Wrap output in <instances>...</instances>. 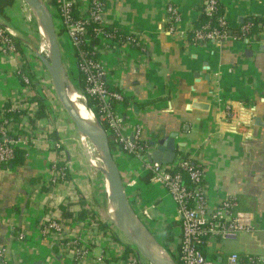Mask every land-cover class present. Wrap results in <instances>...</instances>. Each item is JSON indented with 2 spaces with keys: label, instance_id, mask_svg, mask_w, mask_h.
<instances>
[{
  "label": "crops",
  "instance_id": "obj_1",
  "mask_svg": "<svg viewBox=\"0 0 264 264\" xmlns=\"http://www.w3.org/2000/svg\"><path fill=\"white\" fill-rule=\"evenodd\" d=\"M217 1L230 28H238L252 16L264 20V0ZM206 2L105 0L104 24L124 35L140 37L145 48L143 52L128 46L117 52L104 49L98 58L106 81L126 95L119 111L126 120L141 126L142 141L148 146L174 136L175 144L180 145L176 152L183 150L204 169L210 207L232 198L238 210L253 215L254 232L214 240L204 248L207 258L223 264L231 253L264 258V40L258 33L259 38L253 36L247 42L228 37L221 42L190 44L187 34L198 18V8ZM167 5L178 9L174 33L167 31ZM6 14L9 21L0 17V27L21 42L22 54L6 59L0 55V108L20 93L17 70L35 63L30 46L19 37L20 17L15 7L6 9ZM54 24L58 30L60 23ZM58 42L64 63V57L72 53L71 45L64 34ZM71 64L76 75L74 61ZM204 66L208 70L204 71ZM34 89L31 94L42 101L45 117L36 118L28 129L33 142L22 146L26 160L11 170L0 165V264H122L114 248L126 243L93 209L92 184L84 176L75 150L69 149L74 135H68L61 125L48 97ZM193 104L207 109H193ZM226 107L236 114L237 122H232ZM257 118L262 125H255ZM112 155L134 213L151 237L177 259L180 227L175 203L164 187L147 181L141 162L117 151ZM60 164L69 178H58ZM68 205L73 217L63 219L60 208ZM80 209L90 211L88 217L94 216L109 230L103 233L98 228L100 237L94 238L82 261L62 254L52 238L41 235L47 215L79 221L75 213ZM64 232L72 237L76 230L66 225ZM19 234L22 240H18Z\"/></svg>",
  "mask_w": 264,
  "mask_h": 264
},
{
  "label": "built area",
  "instance_id": "obj_2",
  "mask_svg": "<svg viewBox=\"0 0 264 264\" xmlns=\"http://www.w3.org/2000/svg\"><path fill=\"white\" fill-rule=\"evenodd\" d=\"M51 2L57 21L60 23L58 31L67 37L71 50L78 52L75 60V69L81 73L84 79L82 90L77 89L80 101L92 114L94 122L101 125L107 136L112 153L120 152L133 157L141 162L145 172L149 175V181L164 187L175 203L176 213L180 227V240L177 251L176 264H217L202 254L211 241H225L235 238L240 233H251L254 230V217L252 214L237 209L236 200L228 198L217 202L210 207L205 195L204 169L183 152L178 150L170 164L150 163L147 157L152 152L141 138V126L126 120L119 111L126 101V95L116 86L109 84L102 69V63L98 56L104 49L119 51L122 46L135 47L143 52L144 43L140 37L134 34L124 35L125 40L119 44L102 20V12L105 8V0H42ZM217 0H207L205 12L211 15L215 11ZM167 31L175 32L178 21V9L167 5ZM93 25L91 34H87V27ZM226 25L224 20L220 26ZM251 24L243 26L242 32L247 33ZM206 26L195 32L190 44L199 45L200 42H221L230 37L216 29L206 32ZM264 40V31L259 33ZM15 37L11 32L0 27V55L9 58L18 53L14 43ZM91 39L96 40L93 53L97 58L89 57L80 46L87 44ZM21 77V90L19 95L10 103L11 112H24L21 126L26 125L28 118H34L38 109L37 103L32 102V85L34 83L30 75L17 70ZM40 83V82H39ZM42 83L34 90L40 91ZM88 98L93 101L96 108L95 115L87 106ZM227 115L232 122H237V116L231 108L226 107ZM8 111V112H9ZM2 112V107L0 108ZM0 118V165L7 168L14 158V146H27L33 142L30 136L13 138L6 134V121ZM241 127L240 124H238ZM235 123V127L238 126ZM65 173L59 171L58 178H64ZM92 192L96 195V187L92 185ZM106 196V195H105ZM144 215L146 213L144 212ZM66 225H70L76 233L71 237L65 234ZM98 224L96 218L86 217L83 220L65 221L47 215L41 227L43 237L52 238L62 254L72 255L75 260L82 261L90 252L91 243L98 237ZM23 235L19 234L18 240ZM117 257L122 259V264H143V259L133 247L129 246V252H125V246H115ZM126 253V257L122 258ZM145 262V261H144ZM223 264H242L236 253H231ZM244 264H264V258H250Z\"/></svg>",
  "mask_w": 264,
  "mask_h": 264
},
{
  "label": "water",
  "instance_id": "obj_3",
  "mask_svg": "<svg viewBox=\"0 0 264 264\" xmlns=\"http://www.w3.org/2000/svg\"><path fill=\"white\" fill-rule=\"evenodd\" d=\"M20 1L26 4L38 26H41L45 31L47 57H44L39 52L35 56L47 70L60 106L71 121L80 139L90 143L99 155V160L102 164L101 172L104 174L107 182L109 202L113 206L117 219V229L136 250L138 255L148 264H176L163 247L165 254H158L147 244V238L150 237L157 246L161 247L139 221L126 197L122 178L114 161L104 129L98 123L93 125L84 120L77 113L68 98L67 93L72 86L69 84L61 56L60 44L58 42L59 31L56 29L49 10L51 2L45 3L42 0ZM248 54L251 55V52L248 51ZM203 70H208V67L204 66ZM205 80L207 83L209 82V75L205 76ZM191 107L193 109H207L206 105L201 104H193ZM189 108L187 106V109ZM254 122L257 126L262 125L258 118ZM174 138V136H170L167 140L152 141L149 143L148 146L152 152L147 157L148 162L160 165L172 163L176 154V146H180L175 144ZM11 168V166H8V170H11Z\"/></svg>",
  "mask_w": 264,
  "mask_h": 264
},
{
  "label": "trees",
  "instance_id": "obj_4",
  "mask_svg": "<svg viewBox=\"0 0 264 264\" xmlns=\"http://www.w3.org/2000/svg\"><path fill=\"white\" fill-rule=\"evenodd\" d=\"M16 0H0V17L2 19H4L6 22L9 21V18L7 17L6 14V9L12 7L15 4ZM205 8L206 5H202L201 7L198 8L199 11V15L197 20L194 22V24L192 25V28L190 29V31L187 34V40L190 43L194 37V34L196 31L201 30L202 28H204L206 26V32L210 31V30H218L222 33H225L227 36H230L232 38H235L236 40L239 41H247L248 39L254 37H258L259 35L258 33H260L261 31H264V20L261 17H256V16H252V17H248L245 19L244 23L241 24L238 28H230L227 25H225L224 27L220 26V21L224 20V8L223 6L217 2L216 7H215V11L211 14L208 15L205 12ZM246 24H251V28L247 33H243L242 32V27L245 26ZM93 28V25H89L87 27V34H91V30ZM106 31H110L113 33L114 35V39L116 41H119L121 44L124 40H125V36L124 34H122L121 32H119L118 30L114 29L113 27H108L106 29ZM62 34V30L59 32V35ZM14 43L16 45L17 51L22 54V44L18 39H14ZM96 44V40L91 39V41L87 44H83L80 46L81 50L84 52H87L89 57H93L94 59L97 58V55L93 53V48L94 45ZM205 44L204 42H200V45ZM72 55L74 57V59H78V52L76 50H73ZM23 72H26L25 67L22 68ZM21 81V77L20 75H18ZM75 78V86L77 89L82 90L84 87V79L81 73H78L76 71V75H74ZM32 102L38 103L39 109L38 112H36L34 118H28L26 121V125L21 126V122H22V116L25 114L24 112H11L8 109L10 108L11 103L8 102L6 103L3 107H2V112H0V118L2 121H6L7 125H6V134L9 137H13V138H18V137H25V136H29V131L28 129H32L35 119L39 118L42 119L44 116V106L42 104V101L40 99H37V97H33ZM87 106L92 110V112L96 115L97 114V110L96 108L93 107V101L91 99L88 98V104ZM9 111V112H8ZM1 121V122H2ZM51 137L55 140H57V137L55 135H51ZM14 150V158L12 159V161L10 162V165L12 168L15 167H19L22 166L26 160L27 157V151L24 147H22L21 145L19 146H14L13 148ZM58 151L61 150V147H59L57 149ZM57 167H61L62 171L65 173L64 178H69L68 173L65 171V169H63V165L60 164L59 166L57 165ZM147 181L149 180V175L146 176ZM69 206L66 207H62L60 208L61 210V216L63 219H68V218H72L73 217V211H71L69 209ZM91 214L90 211L86 210V209H80L78 212L75 213V216L77 219L79 220H83L86 217H88V215ZM92 218H94V216H90ZM98 224V228L101 230V232L103 233H109L108 229L105 227V225L101 224V221L98 220L97 221ZM168 238L166 236V242H168ZM167 250V249H166ZM129 252V245L125 246V252ZM202 254L204 255L205 258L206 257V253L204 251V249L202 248ZM126 257V253L123 254L122 258ZM172 260L177 263L176 258H174L173 256H171ZM250 258H254L252 256H246V257H240V262L242 264L247 263L249 261ZM209 260H213V258H207Z\"/></svg>",
  "mask_w": 264,
  "mask_h": 264
},
{
  "label": "rangeland",
  "instance_id": "obj_5",
  "mask_svg": "<svg viewBox=\"0 0 264 264\" xmlns=\"http://www.w3.org/2000/svg\"><path fill=\"white\" fill-rule=\"evenodd\" d=\"M16 9V14L20 17L19 19V29L21 30V33L19 34V37L26 43V45L30 46V53L32 57V62H35L31 66H26L25 67V73L30 75L31 79L33 80L34 78V83L32 85V88H37L38 84L42 83L40 87V92H43L46 97H48L49 101H51L53 107L56 108L57 111V116H60L61 120V125H65L67 128L66 130L68 131V135L73 134L74 140L72 142L70 141L71 144L69 149H73V153H76L77 157L81 161V164L83 166L84 172L87 181L91 183L93 186L96 187V195L93 196L92 200V206L93 209L97 212V215L102 221H104L106 224L109 225L111 229H113L114 233L123 240L126 245H129L132 247L127 240L123 237V235L120 233V231L115 227L111 222L110 219L107 217V212H106V204H105V187L107 186L106 178L104 174L101 172L102 164L99 160V155L97 151L93 148V146L88 143L87 141H82L77 134L76 130L74 129L71 121L67 117L66 113L63 111L62 107L60 106L55 92L53 90L52 84H51V79L50 76L47 72V70L44 68V66L39 62L38 58L35 56L38 51V47L40 44H45V38L44 35L39 32V26L34 19L33 15L29 11L28 7L26 4H24L20 0H16L15 4L13 5ZM53 21H57V17L55 15L54 9H50ZM58 31V30H57ZM67 44V41L65 40L64 42ZM64 46V49L66 52L68 50L65 48L67 47L66 45ZM72 51V50H71ZM69 56L64 57V67L66 70V74L68 76V81L69 84L72 86V88L75 90L77 93V88L75 86V78H74V71H73V66L72 62L74 61L75 65V59L72 55L71 52H69ZM44 57H47V53L41 54ZM71 56V57H70ZM40 82V83H39ZM96 123V122H95ZM63 125V126H64ZM85 142V143H84ZM94 165H93V164ZM95 198V199H94ZM254 232V230L252 231ZM251 232V233H252ZM239 235V234H238ZM170 256V255H169ZM171 258V257H170ZM143 264H148L147 262L143 261Z\"/></svg>",
  "mask_w": 264,
  "mask_h": 264
},
{
  "label": "bare ground",
  "instance_id": "obj_6",
  "mask_svg": "<svg viewBox=\"0 0 264 264\" xmlns=\"http://www.w3.org/2000/svg\"><path fill=\"white\" fill-rule=\"evenodd\" d=\"M39 32H41L42 35H44L45 38V31L44 29L39 26ZM38 51L40 54H44L47 53V46L46 43L45 44H40L38 47ZM68 98L70 100V102L72 103V105L74 106V108L76 109L77 113L87 122H89L90 124L95 125L94 119L92 114L88 111V109L84 106V104L80 101V97L78 96V94L75 92V90L73 88H71L70 90H68ZM85 143V142H84ZM102 168V167H100ZM105 194H106V211L107 214L109 216L110 221L113 223V225L115 227L118 228L117 225V219L114 213V209L112 204L109 202V193H108V187H105ZM147 244L158 254H165L163 248L157 246L152 239H150L149 237L147 238Z\"/></svg>",
  "mask_w": 264,
  "mask_h": 264
}]
</instances>
